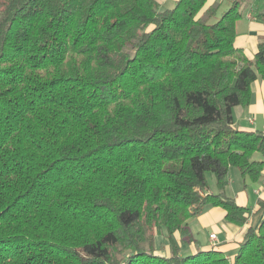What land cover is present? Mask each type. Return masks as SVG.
I'll return each instance as SVG.
<instances>
[{"label":"trees","instance_id":"obj_1","mask_svg":"<svg viewBox=\"0 0 264 264\" xmlns=\"http://www.w3.org/2000/svg\"><path fill=\"white\" fill-rule=\"evenodd\" d=\"M208 2L0 0V264H264V217L231 259L173 241L209 207L245 226L230 171H264V132L233 116L264 81V39L248 57L242 2Z\"/></svg>","mask_w":264,"mask_h":264},{"label":"crops","instance_id":"obj_2","mask_svg":"<svg viewBox=\"0 0 264 264\" xmlns=\"http://www.w3.org/2000/svg\"><path fill=\"white\" fill-rule=\"evenodd\" d=\"M157 1L162 8H167L169 5L174 6L179 0ZM234 1L228 0L231 5ZM239 1L243 2V0ZM215 3L216 0H209L208 6ZM251 12L254 13L248 14L246 28L236 26L237 37L235 44L238 48L243 49L248 57L253 58L257 52L258 44L264 39V8L260 9L255 6ZM233 116L237 128L264 132L263 80L259 78L253 83L252 101L249 107L234 108ZM261 179H263V182L260 185L251 182L249 179H243V183L238 185L233 183L231 179L229 181L227 194L233 197L239 206L250 209V215L245 226L238 227L229 223L226 220L225 211L221 208H206L202 215L187 222L192 239L184 236L181 232L173 235V241L177 246L179 255H194L198 252L210 251L216 248L225 252L230 259L233 258L237 253L239 243L243 240L248 229L257 228L263 220L264 212L258 210V203L260 200H264V171ZM206 232H210L208 237L205 235ZM212 234L217 236L215 241L210 239ZM155 247L157 255L168 257L173 253L171 240L165 232L157 235Z\"/></svg>","mask_w":264,"mask_h":264},{"label":"rangeland","instance_id":"obj_3","mask_svg":"<svg viewBox=\"0 0 264 264\" xmlns=\"http://www.w3.org/2000/svg\"><path fill=\"white\" fill-rule=\"evenodd\" d=\"M220 3H221V5L223 4L222 7H221V9H220V15H222L225 11H227L229 9V7L231 6V3L228 2V0H225V1L224 0H216V3L215 4L217 6ZM171 6L173 7V5H171ZM171 6L169 5L167 8H172ZM255 6L258 7V8H260V9L264 8V0H243L242 5H241L242 18L237 23V26L246 28L247 23H248L247 16H248L249 13L250 14H253L254 13V12H251V11H252L253 8H255ZM161 9L163 10L164 8H161ZM262 158H263V156L261 154H255L254 155V159L255 160H262ZM229 179H231L233 183H237V185L239 183H243V178L241 177V175L238 172V170L235 169V168L230 171V177H229ZM246 180H248V179H246ZM207 181H208L210 190L213 193H217V191H216L217 190V186H216L215 176L213 174H211V173H208L207 174ZM262 182H263V179H261L259 181V183L258 182H256V183L258 185H260V183H262ZM163 232H165L167 234L165 228H163ZM209 233L210 232H206L205 233L206 237L209 236Z\"/></svg>","mask_w":264,"mask_h":264},{"label":"built area","instance_id":"obj_4","mask_svg":"<svg viewBox=\"0 0 264 264\" xmlns=\"http://www.w3.org/2000/svg\"><path fill=\"white\" fill-rule=\"evenodd\" d=\"M210 239H211L212 241H215V240L217 239V236H216L215 234H212V235L210 236Z\"/></svg>","mask_w":264,"mask_h":264}]
</instances>
